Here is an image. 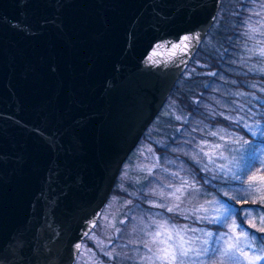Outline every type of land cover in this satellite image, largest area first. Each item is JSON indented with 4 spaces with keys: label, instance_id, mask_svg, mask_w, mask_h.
Here are the masks:
<instances>
[{
    "label": "water",
    "instance_id": "1",
    "mask_svg": "<svg viewBox=\"0 0 264 264\" xmlns=\"http://www.w3.org/2000/svg\"><path fill=\"white\" fill-rule=\"evenodd\" d=\"M220 3L0 0V252L22 243L7 264H74Z\"/></svg>",
    "mask_w": 264,
    "mask_h": 264
},
{
    "label": "snow or ice",
    "instance_id": "2",
    "mask_svg": "<svg viewBox=\"0 0 264 264\" xmlns=\"http://www.w3.org/2000/svg\"><path fill=\"white\" fill-rule=\"evenodd\" d=\"M261 6L264 8V0H261ZM256 15H260V13H256ZM257 24L260 26L247 24L249 32L245 35H248L249 39L252 38L250 33L261 32V27H264V20L257 21ZM13 26L19 27L21 31H28L30 27L19 22ZM200 40L201 34L198 32L183 35L180 37L179 43L171 44L169 51H171L172 56L178 54L173 51L175 49H179L180 54H188L194 46L193 41L199 43ZM257 44L261 46L248 49V51L252 55L262 58L259 61L262 67L256 70L264 72V42L257 41ZM156 54L154 49L153 53L149 55L150 62H152V56ZM155 63L159 64L160 61L157 60ZM249 71L251 72L253 69L249 68ZM208 75H215V73L210 72ZM251 87L255 88L257 85L252 84ZM259 91L264 92V87H260ZM247 95L256 100L258 105L256 111L249 107L244 115H240L239 112L245 111L244 106L240 105L238 114L235 117L225 116L223 112L212 113V115L223 117L245 130L246 133H250L254 138L264 137V111H261V109H264V103L255 96V93ZM246 118L254 119L255 124H248ZM175 119L180 120L181 116L177 115ZM207 127V125L204 126V128ZM193 131H196V129H193ZM201 131H204V129H201ZM206 135L217 137L224 143H214L203 139L193 146L191 152L180 149L183 155L188 156L195 165L199 166V172L206 175L197 180L194 175L190 179L187 175L181 176L180 171H176L171 175L179 180L178 184H168L159 190H149L153 196L159 197L160 202L151 200L147 203L164 211L149 214L146 220L141 217L142 227L138 229L141 235L135 240L128 241V244L139 245V247L132 249V255L123 254L125 262H130V264H208L210 260L215 258L219 261V264H225V262L226 264H264V238H261V243L257 245V238L251 232L241 229L244 220L253 212L258 213L259 222L264 224V208L254 210L236 206L237 204L247 205L249 198L257 194L258 199H251V203L253 205L264 204V174L259 177L253 174L248 176L246 181L243 179L256 164L260 165L257 171L264 173V148L258 147V144H264V139L259 141L244 139L234 133H226L223 128L208 131ZM185 143L191 144V141ZM173 151L177 150L173 149ZM156 167H159V165L154 164L152 167H148V173L151 175L153 168ZM257 180L260 181L259 186H257ZM200 181L203 183L201 184ZM204 185L211 186L215 195L205 192ZM233 185H237V187H233ZM165 188L167 191H165ZM200 195L210 198L195 206H186V202L190 204L192 199ZM224 197H227V199H224ZM232 201H236V204H233ZM128 203H131V201H128ZM165 212L173 215L165 216ZM177 217L184 220L191 217L197 223L203 222L216 226L218 229L225 228L226 231L214 233L204 227H190L187 223L177 224L174 222ZM132 219H135V217H132ZM120 223L123 224L124 221L121 220ZM248 225L250 228L264 233V227L257 228L255 217L248 220ZM95 227L96 221L93 220L90 222V228ZM115 231L120 232L121 229L116 228ZM133 231H137V229H133ZM195 233L200 235H190ZM84 235L89 239L93 238L89 236L88 232H85ZM103 243V241H99V245ZM108 243L111 244L112 240L109 239ZM242 244H244V247L241 246ZM80 249L81 243L75 244L77 254L83 255ZM246 249H251L252 254L250 255ZM21 250V242H17L13 249L2 250L0 252V262L7 264L3 252L12 251V254L16 256ZM105 255L111 258L121 254L113 250L112 252H105ZM19 264H23V261H20ZM77 264H80L79 259Z\"/></svg>",
    "mask_w": 264,
    "mask_h": 264
},
{
    "label": "trees",
    "instance_id": "3",
    "mask_svg": "<svg viewBox=\"0 0 264 264\" xmlns=\"http://www.w3.org/2000/svg\"><path fill=\"white\" fill-rule=\"evenodd\" d=\"M256 13H260V15H256ZM261 20H264V8L261 6V0H221L213 24L184 73L188 67L193 69H191L189 75L183 73L180 76L164 105L156 115L158 117L153 119L152 124L150 123L156 126L154 132H148L147 128L140 138L151 142L162 158L167 157L172 162H175L163 163L167 171L163 170L160 173L155 171L153 174L154 181L156 177L161 178L160 180L166 177L176 180L171 175V173L176 171H180L181 176L187 175L190 179L193 175L197 180L205 176V173L199 172V166L195 165L188 156L183 155L180 149L185 152H191L193 151V146L203 139L214 143H224L217 137L206 135L208 131L223 128L226 133H234L244 139H255L257 141L264 139V137L254 138L250 133H246L245 130L225 120L223 117L212 115V113L223 112L225 116L235 117L238 114L240 105H243L245 110L244 112H239L240 115H244L249 107L256 111L258 105L252 96L247 95L249 93H255V96L264 103V92L259 91L260 87H264V72L256 70L262 67L259 63L262 58L252 55L248 51V49L261 46L257 44V41L264 42V27H261V32L259 33H250L251 39L248 38V35H245V33L249 32L247 24L260 26L257 21ZM249 68H252L253 71L250 72ZM210 72L215 73V75H208ZM252 84H256L257 87H251ZM173 101L174 106H176V112L184 119L176 120L171 114L164 115L167 103L171 102L172 104ZM261 111H264V109H261ZM160 118H163V121H160ZM246 122L250 125L255 124L254 119L246 118ZM205 125L208 127L204 128ZM193 129H196V131H193ZM201 129H204V131H201ZM147 135L149 138H147ZM186 141H191V144L185 143ZM258 147L264 148V144H258ZM173 149L177 151H173ZM259 168L260 165L256 164L243 179L246 181L247 177L253 174H256L257 177L264 174L257 171ZM200 182L201 184L203 183L202 181ZM256 183L259 186L260 181L257 180ZM233 187H237V185H233ZM204 191L215 195L213 188L209 185H204ZM124 197H129V195L124 193ZM206 197L208 196L200 195L201 199L198 197L197 201H204V199L210 198ZM224 199H227V197H224ZM251 199H258V194L250 197L247 205L237 204L236 206L254 210L264 208V204L253 205ZM232 203L236 204V201H232ZM128 206L129 210L134 214H138L140 209L143 208V210L147 208L151 213L164 211L146 204L143 199L137 198L135 203ZM164 214L165 216L173 215L166 212ZM253 217H255L257 228L264 227V224L259 222L258 213L253 212L244 220L241 229L251 232L257 238L256 244L259 245L261 238H264V233L249 227L248 220L253 219ZM191 220L194 222V227H207L214 233L226 231L225 228L218 229L216 226L203 222L197 223L192 218L184 220L177 217L174 222L179 224L181 222L187 223ZM126 248L128 247L126 246ZM120 260L121 264H130V262H125L124 258ZM208 264H219V261L213 258Z\"/></svg>",
    "mask_w": 264,
    "mask_h": 264
},
{
    "label": "rangeland",
    "instance_id": "4",
    "mask_svg": "<svg viewBox=\"0 0 264 264\" xmlns=\"http://www.w3.org/2000/svg\"><path fill=\"white\" fill-rule=\"evenodd\" d=\"M191 69L193 68L188 67L187 71L183 73L185 75H189ZM169 114H171L173 118H175V116L177 115L180 116V114L176 112L174 101L172 102V104L171 102L167 103L164 115ZM182 119H184V117L181 116L180 120ZM160 121H163V118H160ZM151 124L147 127L148 132L150 133L154 132V129L156 128L155 125ZM147 138H149L148 135ZM170 162H172L170 158H162L159 155L158 151H156L151 142H149L147 139H140L137 146H135V148L131 151L127 159L122 164L111 194L108 197L98 217L96 227L93 228L89 233V236L93 238L89 239V237H85L82 240L80 252L83 253V255L78 254L74 264H77L78 259L80 261V264H121L120 259L124 258V253H127L129 255L133 254L132 249L139 247V245L128 244V241L135 240L139 235H141V233L138 232V229L142 227L140 223L141 217H144L146 220L147 216L153 213L147 210V208L146 210H143V208L140 209V212L138 214H134L129 210L128 205L135 203L136 198L143 199L144 202L148 205L150 204L147 203V201L156 200L157 202H160L159 197L153 196L149 190H159L160 188L168 184L176 185L179 183V180H174L167 177L162 180H160L161 178L156 177L154 181V172L156 171L157 173H160V171L163 172V170L167 171V169L164 168L165 164L163 163L167 164ZM154 164H158L159 167L153 168V172L150 175L147 171V168L152 167V165ZM145 177L147 178L145 179ZM162 178L164 177L162 176ZM165 191H167L166 188ZM124 193L128 194L129 197H124ZM198 197L199 199H201L200 196ZM198 197L192 199L190 204L186 202V206L192 207L197 204L203 203V200H199L201 202L197 201ZM128 201H131V203H128ZM132 217H135V219H132ZM121 220L124 221L123 224L120 223ZM187 223H189L188 225L190 227H194L193 220ZM179 224H185V222H181ZM116 228L121 229V231L116 232ZM133 229H137V231H133ZM190 235L200 234L195 233ZM109 239L112 240L111 244L108 243ZM99 241H103L104 243L102 245H99ZM126 246L128 248H126ZM241 246L243 247L244 244H242ZM89 249H91V251H89ZM113 250H115L116 253H120L121 255L111 258L105 255V252H112ZM246 250L249 251L250 255L252 254L251 249Z\"/></svg>",
    "mask_w": 264,
    "mask_h": 264
}]
</instances>
